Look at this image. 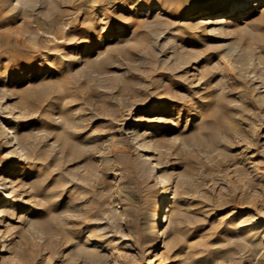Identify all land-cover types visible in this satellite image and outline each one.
Here are the masks:
<instances>
[{
  "label": "rangeland",
  "instance_id": "1",
  "mask_svg": "<svg viewBox=\"0 0 264 264\" xmlns=\"http://www.w3.org/2000/svg\"><path fill=\"white\" fill-rule=\"evenodd\" d=\"M6 1L0 0V73L11 69L9 56L24 66L14 75L24 80L2 87L0 116L16 128L22 165L30 169L27 184L17 179L21 207L36 214L23 225L11 222L16 227L3 235L0 264H148L147 249L155 252L151 264H264L261 12L196 31L150 26L133 14L111 22L122 36L76 60L99 25L75 18L67 40L39 56L25 42L13 44L31 23L28 11H7ZM33 1L34 12H48L52 2L51 13L72 16V0ZM45 58L56 65L40 73L35 64ZM137 119L140 133L154 127L153 142H140L173 197L159 248L146 239L160 188L127 130ZM27 132L35 153L24 162Z\"/></svg>",
  "mask_w": 264,
  "mask_h": 264
},
{
  "label": "bare ground",
  "instance_id": "2",
  "mask_svg": "<svg viewBox=\"0 0 264 264\" xmlns=\"http://www.w3.org/2000/svg\"><path fill=\"white\" fill-rule=\"evenodd\" d=\"M49 4H50L49 5L50 8L47 7V9L50 10L48 12L47 11L44 12L42 10L34 12L33 9L36 6L38 7V4L35 3L33 0H15V2H13L12 0H7L5 2L4 7L5 9H7V11H12V12L20 11L21 15L22 12L24 11L29 12L28 17L31 23L30 25L31 27H26V29L23 28L21 32L18 33V36L20 38L15 39L13 44L15 45V43L17 42V44L23 46L25 42L29 45V47L32 49L33 52H36L40 56L41 52H47L45 51L46 49L44 48H47V50L49 51L50 50L49 47L51 46L54 47L56 43L61 42L64 39L67 40L68 35H70L69 30L73 28V23L75 24L76 21L75 18H80L83 15L82 20L81 21L79 20L81 23H85L86 26L88 27L90 26L92 28H94V25H99L100 29L95 34L94 37H92L89 41H87V43L83 47L80 48L79 52H76V54H79V56H77V59L75 58L76 56L73 57L76 60L82 58H84V60L91 59L90 57L93 54H95L98 50H100L101 45L104 44V42H106L108 38L114 36H119V37L122 36V32L119 30L120 28H117V31L118 30L119 31L116 32V30L114 31V29L110 27L111 22L112 21L118 22L119 20L125 21L128 18H131L133 14L144 16L143 19L144 24L150 26L153 25L160 26L165 22L171 25L172 27H174V29L180 31H186V30L196 31L198 27H208V26L212 27V30H216V29L219 30L227 25L244 20L255 12H261L262 14L261 18L264 19V0H72L73 9L70 8L73 10V12L71 13L72 16L67 18L62 17V13L61 16H57L59 14L56 12L51 13L50 11L54 8L55 3L50 2ZM136 19L139 18L136 17ZM9 41L10 39L9 37H7L6 44H8ZM74 41L76 42V40ZM77 44H79V42ZM39 50L40 52H38ZM235 53H239V51ZM238 56L240 57L241 55ZM2 57H6V54ZM48 59H46L45 63L43 64L36 63L35 68H40V70H42L45 69L44 68L45 65H48L50 67L53 64L56 65L54 61L51 63ZM241 59L243 61H246L245 60L246 56H241ZM7 61L8 62L13 61V62L11 64L12 65L11 69L9 68L10 70L8 69L7 71H3L0 73V81L1 79H3L2 80L3 83H0V95H2L1 93L3 91L2 88L3 86L5 88L6 85H9V83L12 81H14L15 83L16 82L23 83L22 80H24V77L21 79H15L14 77L16 72L24 71V66H18L13 59L9 58V56H7ZM193 69L197 70V67L194 66ZM43 72L44 70H42L40 73ZM260 87L264 88L263 85H261ZM260 96L263 97L264 95L260 94L259 97ZM140 119L134 120L135 124L128 125L127 130L129 131V133H131L130 136L132 137L136 145L138 147H142L141 149L144 151V153L141 154V157L146 163H148L150 168L156 174L154 179L159 185L158 187L160 188V190L158 191L160 192V196L156 204H154L153 208L151 209V213L149 214L150 231L147 234V239H146L148 240L150 245L152 244L155 245L157 248H159L162 247L164 244V236H163L164 231L162 224L164 222V216L167 211V206L169 205L170 201H172L173 197L169 196V187H167V185L165 184V178H163V175L160 174L157 169L158 163L152 162V160L155 159L153 153L150 151V149H148V145H145L142 142L143 140L140 142V140L144 136L148 137L149 144L153 142L151 133L152 130H154V127L147 125L146 128L143 129V131L140 133V127H141L140 122L142 121ZM9 121L7 120L6 116H0V138L1 140H3L0 144V163H3L0 164V258L1 259L4 258L3 254L6 252L7 249L4 244L5 240L2 239L3 235L4 233L7 234L6 232L8 231L9 227L13 229L14 227H16V225L15 226L14 224L12 225L11 222L16 220L18 226L19 224L23 225L30 221L29 216L36 214V210H34V208H27V207L22 208L21 207L22 205L20 204L19 201L20 198L18 196L20 192H18L19 190L18 184L19 182L21 183L22 181L17 179L23 178L24 185L27 184L26 180L27 177H29L30 169L25 165L24 166L22 165L23 164L22 162L23 154L21 153L22 143L17 135L16 128L12 126ZM33 136L34 135H32L31 132H27L24 135V149L28 152V155L23 157L24 162L25 160H31L32 158L29 155L35 153L34 150L35 147L32 141ZM262 138L264 139V135L262 136ZM210 139L211 140L215 139L214 132L210 134ZM23 183L21 185H23ZM45 198L46 200H48L49 197H45ZM263 227L264 225H261L258 228L261 230L263 229ZM110 236H114V234ZM116 244L117 242L113 243V245ZM149 250L147 249V252L143 255V257H145L148 264H151L152 260L148 259V256L153 255L155 252L153 253L152 251L153 254H151Z\"/></svg>",
  "mask_w": 264,
  "mask_h": 264
}]
</instances>
